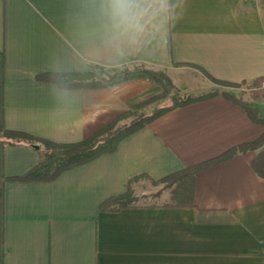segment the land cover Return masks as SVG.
<instances>
[{
	"label": "crops",
	"instance_id": "crops-1",
	"mask_svg": "<svg viewBox=\"0 0 264 264\" xmlns=\"http://www.w3.org/2000/svg\"><path fill=\"white\" fill-rule=\"evenodd\" d=\"M103 5L0 0V126L75 143L160 91L144 80L65 89L38 78L93 66L145 65L180 89L217 94L168 111L113 153L50 181L13 180L38 163L33 145L0 148V264H264V176L253 166L260 149L198 170L191 205L100 207L138 178L160 180L264 134L224 93L263 118L264 99L207 77L239 86L264 79V0H148L144 32L119 47Z\"/></svg>",
	"mask_w": 264,
	"mask_h": 264
},
{
	"label": "trees",
	"instance_id": "trees-1",
	"mask_svg": "<svg viewBox=\"0 0 264 264\" xmlns=\"http://www.w3.org/2000/svg\"><path fill=\"white\" fill-rule=\"evenodd\" d=\"M101 73L98 77L97 74ZM207 75L206 73H204ZM207 77L218 85L236 86L230 82H225ZM39 79L49 81L65 89L97 88L120 85L135 80H144L162 88V94L158 98H165L171 95L168 105H160L149 113L136 114L142 106L156 99L155 96L135 104L133 108L118 117L109 125L98 130L82 141L75 143H56L47 139L38 138L27 132L7 129L0 126V148L16 143H27L30 145L39 144V161L23 176L13 180L19 181H50L58 178L63 172L72 168L86 164L99 156L113 153L121 140L145 127L159 116L168 111L188 105L195 101L208 99L217 94L209 92L194 96L192 94L181 95L172 80L162 72L149 70L144 67L129 69L127 66L121 68H105L93 66L90 71L77 73L44 74L38 76ZM230 100L243 106L251 118L264 125V118L257 108L248 102L237 99L230 94L224 93ZM134 116L128 124L119 125L126 118ZM260 149L257 158L253 162L255 170L264 176V134L253 142L242 144L232 148L209 162L187 167L178 172L172 173L164 178L172 188L170 199L166 206H186L191 205L194 193L195 175L201 168L216 163L220 160L232 157L238 153ZM137 198L133 195L129 186L124 194L111 197L101 204L102 211H117L125 207L136 205Z\"/></svg>",
	"mask_w": 264,
	"mask_h": 264
},
{
	"label": "rangeland",
	"instance_id": "rangeland-1",
	"mask_svg": "<svg viewBox=\"0 0 264 264\" xmlns=\"http://www.w3.org/2000/svg\"><path fill=\"white\" fill-rule=\"evenodd\" d=\"M127 67L129 69H133L134 67H137V68L144 67V68L149 69V70H154L157 72L165 73L163 71L148 68L145 65H132V66H127ZM100 75H101V73L99 72L97 74V76L99 77ZM151 84H153V83H151ZM221 86H224V85H221ZM157 87H159L160 91L157 94L152 95V96H155L156 99H154L153 101L142 106V108H140L137 111V113H136L137 115L140 113H149L153 109L157 108V106L169 104L168 101H169V98L171 95H168L165 98H158L162 94V88L160 86H157ZM225 87L237 88V89L241 90V92H243V93H248V94H250L252 96H256V97L261 96L264 99V92L255 84H251V85H247V86L236 85V86H225ZM177 89L179 90L181 95L192 94L194 96H198V95L206 94L205 92H200V91L194 90V89L183 90V89H180L178 87H177ZM152 96H149V97H152ZM133 119H134V116L126 118L119 125L128 124ZM172 188L173 187H171L166 181H163L162 179L152 180L150 178H145V177H141V178L136 179L135 182L133 183V185H131V190L133 192V195L137 198V200L135 202L136 205H138V204L139 205H150V206H152V205H163L169 201Z\"/></svg>",
	"mask_w": 264,
	"mask_h": 264
},
{
	"label": "clouds",
	"instance_id": "clouds-1",
	"mask_svg": "<svg viewBox=\"0 0 264 264\" xmlns=\"http://www.w3.org/2000/svg\"><path fill=\"white\" fill-rule=\"evenodd\" d=\"M148 0H104L103 14L110 22L111 43H134L145 30Z\"/></svg>",
	"mask_w": 264,
	"mask_h": 264
},
{
	"label": "built area",
	"instance_id": "built-area-1",
	"mask_svg": "<svg viewBox=\"0 0 264 264\" xmlns=\"http://www.w3.org/2000/svg\"><path fill=\"white\" fill-rule=\"evenodd\" d=\"M258 87L264 92V79L259 82Z\"/></svg>",
	"mask_w": 264,
	"mask_h": 264
},
{
	"label": "water",
	"instance_id": "water-1",
	"mask_svg": "<svg viewBox=\"0 0 264 264\" xmlns=\"http://www.w3.org/2000/svg\"><path fill=\"white\" fill-rule=\"evenodd\" d=\"M36 149H39V145L38 144H35L33 145Z\"/></svg>",
	"mask_w": 264,
	"mask_h": 264
}]
</instances>
